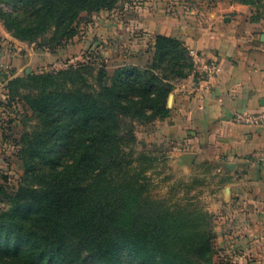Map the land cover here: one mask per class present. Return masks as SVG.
I'll return each instance as SVG.
<instances>
[{
	"label": "trees",
	"instance_id": "16d2710c",
	"mask_svg": "<svg viewBox=\"0 0 264 264\" xmlns=\"http://www.w3.org/2000/svg\"><path fill=\"white\" fill-rule=\"evenodd\" d=\"M117 2L0 0V22L18 41L56 48L75 35L83 13ZM240 3L252 23L264 18V0ZM192 71L178 40L156 36L145 66L111 74L101 66L96 75L70 68L9 82V93L27 92L36 123L18 141L16 189L7 195L0 186V264H214L212 216L196 214L204 220L197 231L191 216L144 194L129 173L150 160L129 148L135 128L166 119L169 94Z\"/></svg>",
	"mask_w": 264,
	"mask_h": 264
},
{
	"label": "crops",
	"instance_id": "0c3cea01",
	"mask_svg": "<svg viewBox=\"0 0 264 264\" xmlns=\"http://www.w3.org/2000/svg\"><path fill=\"white\" fill-rule=\"evenodd\" d=\"M124 6L125 22L110 33L109 74L122 65H147L156 36L178 40L193 65L217 67L211 78L192 71L175 84L169 116L160 125L174 146L171 156L186 168L213 164L223 180L207 208L214 264H264V125L232 120L235 112L264 111V18L252 23L240 0H137L135 7L125 0ZM1 78L5 98L2 82L10 76ZM187 154L193 155L190 166Z\"/></svg>",
	"mask_w": 264,
	"mask_h": 264
},
{
	"label": "rangeland",
	"instance_id": "374dc122",
	"mask_svg": "<svg viewBox=\"0 0 264 264\" xmlns=\"http://www.w3.org/2000/svg\"><path fill=\"white\" fill-rule=\"evenodd\" d=\"M136 1L130 0L131 7L136 6ZM124 3L125 0H118L110 11L83 13L73 25L75 35L56 48L43 45L42 41H18L0 22V57H5L0 63V75L10 76L9 80L2 82L5 90L1 89L6 92V97L0 98V186L5 194L14 192L23 173V164L16 156L18 141L36 123L24 103L23 97L27 92L18 89L9 93V82L25 75L59 73L70 68L84 69L96 75L98 68L109 65L106 70L112 71L110 33L125 22ZM1 6L9 9L3 4ZM123 46L125 43L121 41L118 52L121 53ZM161 121L135 128L134 143L129 148L150 160L139 166L132 165L129 173L138 174L139 181L145 186L144 194L148 193L171 209L180 208L178 212L191 216L193 225L199 226L196 230L201 231L204 220L196 214L208 213V203L213 195H217L223 180L214 174L213 164L197 161L195 166L186 168L182 158L171 156L174 146L160 125ZM129 151L127 148L126 152ZM140 170L144 173H139ZM2 200L0 198V207Z\"/></svg>",
	"mask_w": 264,
	"mask_h": 264
},
{
	"label": "built area",
	"instance_id": "2783aa9c",
	"mask_svg": "<svg viewBox=\"0 0 264 264\" xmlns=\"http://www.w3.org/2000/svg\"><path fill=\"white\" fill-rule=\"evenodd\" d=\"M217 72V67L212 63L193 65V73L201 78H211ZM233 122L242 125H264V111L256 113L235 112L232 116ZM264 162V159H263ZM255 264V263H252Z\"/></svg>",
	"mask_w": 264,
	"mask_h": 264
},
{
	"label": "water",
	"instance_id": "95a60500",
	"mask_svg": "<svg viewBox=\"0 0 264 264\" xmlns=\"http://www.w3.org/2000/svg\"><path fill=\"white\" fill-rule=\"evenodd\" d=\"M171 103H172V95H169L168 99H167V108L171 107ZM184 159H185V165L186 166H190L191 163H192L193 155L192 154H187V155H185ZM224 168H226L228 170H231L232 166L228 165V164H225Z\"/></svg>",
	"mask_w": 264,
	"mask_h": 264
}]
</instances>
